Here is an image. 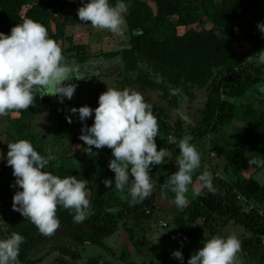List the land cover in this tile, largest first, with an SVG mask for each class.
<instances>
[{
  "label": "trees",
  "instance_id": "trees-1",
  "mask_svg": "<svg viewBox=\"0 0 264 264\" xmlns=\"http://www.w3.org/2000/svg\"><path fill=\"white\" fill-rule=\"evenodd\" d=\"M126 2L131 4L125 16L129 47L104 56L119 57L122 69L118 78L123 80L122 87L141 93L151 105L159 125L157 150L166 148L178 157L180 140L190 135L198 152L210 147L222 162V173L212 174L215 194L198 182L201 174L195 172L193 182L199 184L200 194L186 202L185 207H177L164 216L197 250L207 240L222 237L230 224L239 227L249 237L241 241L243 252L262 263L264 184L257 177L264 170V95H258L251 103L238 104V100L264 87V64L258 62L257 54L264 51V33L257 27L264 24V0ZM110 4L115 6L116 0H110ZM82 6L81 0H0V33L10 35L17 24L32 19L45 26L65 57L85 64L103 54L90 53L88 34L74 30L76 26L90 25L78 18ZM169 18L178 19V24L170 26ZM183 99L187 109H195L192 117L186 112L188 121L176 113ZM55 106L54 96L37 93L28 110L7 115L0 148V219L5 223H0V239L9 238L13 232L23 235L25 243L21 245L19 264H38L32 254L39 241L48 242L66 234L77 250L95 246L109 251L105 240L121 230L126 248L120 257L123 264H163L130 260L136 249V231L128 221L139 226L161 218L162 197L158 189L164 190L165 196L168 193L169 203L174 204L175 194L165 186L170 176L165 174L164 187L156 176L162 175L166 167L151 166L153 192L133 203L127 189L121 192L114 187L115 174L108 167L114 159L112 150L93 147L97 155L89 156L85 152L88 146L79 139L81 129L93 125L94 115L85 122L79 119L69 123L62 120L64 116ZM52 113L59 116L60 135L50 142L34 128L38 118ZM19 140L30 141L40 154L54 158L44 171L60 178L71 175L88 181L86 190L92 214L85 221L74 222V210L58 207L61 229L53 236H45L29 219L13 211V197L20 189L13 187L15 177L7 165V145ZM109 179L113 181L111 189L104 186ZM73 247L58 248L78 262L81 256L76 258L69 251ZM87 264L98 263L88 260Z\"/></svg>",
  "mask_w": 264,
  "mask_h": 264
},
{
  "label": "clouds",
  "instance_id": "clouds-1",
  "mask_svg": "<svg viewBox=\"0 0 264 264\" xmlns=\"http://www.w3.org/2000/svg\"><path fill=\"white\" fill-rule=\"evenodd\" d=\"M81 3L83 6L77 12L81 22H90L91 26L106 29L116 36L123 35L128 12L125 0H116L115 6L110 0H81ZM257 27L264 33V24ZM257 54L258 62L264 64V51ZM74 72L61 47L49 37L42 24L25 19L11 29L10 35L0 33V116L11 111L28 110L34 105L37 93L57 96L60 103L65 98L71 100L78 85L66 82L82 80ZM260 91L264 92V88ZM98 104L96 109L89 106L71 109L81 122L94 115L93 125H85L79 139L88 146L85 152L89 156L97 155L92 151L93 147L111 149L114 159L110 160L108 167L115 174V189L121 192L127 189L133 203L142 201L153 192L151 166L163 164L170 155L166 148L157 150L158 120L143 95L132 89L107 87V91L99 96ZM68 122L72 123L71 118ZM192 139L189 135L180 140V155L176 158L178 171L165 185L175 194L174 203L178 208L185 207L188 186L193 184V175L201 167V154L191 143ZM7 146V165L13 169L15 177L13 187L20 189L13 197V211L29 219L40 233L53 236L61 229L58 207L74 210L76 223L85 221L92 214L86 190L88 181L71 175L60 178L44 171L54 158L40 154L28 140ZM197 179L215 194L217 189L210 172L205 171ZM104 186L111 189L113 181L105 180ZM0 223L5 224L3 219ZM24 243V236L16 232L7 239H0V264H19ZM240 251L241 241L237 236H217L207 240L187 264H239ZM172 255L183 264L181 251Z\"/></svg>",
  "mask_w": 264,
  "mask_h": 264
},
{
  "label": "rangeland",
  "instance_id": "rangeland-1",
  "mask_svg": "<svg viewBox=\"0 0 264 264\" xmlns=\"http://www.w3.org/2000/svg\"><path fill=\"white\" fill-rule=\"evenodd\" d=\"M149 6L151 4L146 2ZM128 7V12L130 11L131 4L126 2ZM127 12V14H128ZM178 19L169 18L167 23L170 26H176L178 24ZM75 31L86 33L89 36V45L88 51L90 53H100L102 56L87 62L85 64L78 63L75 59L70 57H65L66 61L75 69L74 75L79 76L82 80H73L66 83H75L78 85L76 92L71 100L65 98L63 103L59 102V97L54 96L55 108L56 111L63 114V121L71 118L72 122L79 121L78 114H72V108H80L82 106H89L92 109L97 108V102L99 96L107 91V87L116 88L118 90H124L125 87H122L123 80L118 78L119 73L121 72L122 65L119 57H109L106 58L104 53H114L116 51H122L129 47V33L127 29V24L124 27L123 35L116 36L110 33L106 29H99L93 26H76L74 27ZM264 78V71H263ZM121 85V87H120ZM264 88V87H263ZM132 89V88H129ZM261 89V88H260ZM258 95H264V92L260 90L253 92L246 96L244 100H238V104L251 103L258 99ZM264 97V96H263ZM187 101L183 99L181 104L176 111L182 119L186 117V112L190 116H194V108H186ZM8 116H0V148L3 145L4 137L6 134ZM34 131L42 138H45L52 141V138L55 135H60L59 129V116L52 113L44 117H40L35 121ZM173 140L170 139V143ZM202 152L203 156H202ZM201 154V167L196 170L198 174H203L205 171H208L212 174L220 175L222 173L221 160L217 158L215 151L206 147L203 150H199ZM170 154V153H169ZM176 158L174 155L170 154L165 158L163 167H166L162 175L156 174L159 184L164 187V180L167 179L165 176H171L173 173L178 171L176 166ZM257 180L260 184H264V170L260 172L257 177ZM194 181V178H193ZM189 191L186 194L187 202L192 200L196 196V192L199 190L200 186L197 182H193L192 185H189ZM157 193H160V206L162 212L160 213L161 218L158 221L143 223L141 225L133 224L131 220L128 221L129 227L135 229L136 231V240H135V251L133 252L130 260L134 263H142L145 261H157L163 264H181V261L173 257L175 251H181L184 257L183 264H187L188 259L191 258L198 250L193 246V244L187 240L177 228L169 223V221L164 216L166 212H172L177 208L174 204L169 203L168 196H165V192L158 189ZM162 193L164 195H162ZM165 218V219H162ZM162 222V223H160ZM163 223L166 224L163 225ZM230 235L237 236L240 241L243 239L249 238L244 231L230 224L227 228L224 229L222 238H227ZM38 243V242H37ZM40 244L35 246V249L32 254V259L38 261V264H87V261L97 262L98 264H123L120 260L121 255L125 252V244L123 238H121V230H119L115 235L107 238L105 240V245L110 248L107 251L104 248L99 247H89L86 246L80 250H77L73 247L71 241L68 239L66 234L57 235L54 238H51L44 243L39 241ZM59 245H65L66 248L73 247L70 253L75 254L76 258L81 256V259L77 262L72 259L71 255H65L63 252L65 250H60ZM58 248L59 250L55 251ZM239 264H259L260 260L251 259L246 256V252H243L242 243L241 251L238 254ZM260 264H264V261Z\"/></svg>",
  "mask_w": 264,
  "mask_h": 264
},
{
  "label": "built area",
  "instance_id": "built-area-1",
  "mask_svg": "<svg viewBox=\"0 0 264 264\" xmlns=\"http://www.w3.org/2000/svg\"><path fill=\"white\" fill-rule=\"evenodd\" d=\"M163 225H165V224L163 223ZM262 243H263V245H264V237H263V239H262Z\"/></svg>",
  "mask_w": 264,
  "mask_h": 264
}]
</instances>
